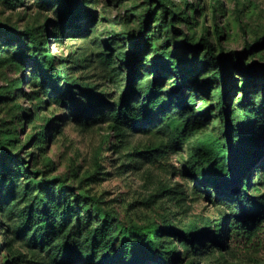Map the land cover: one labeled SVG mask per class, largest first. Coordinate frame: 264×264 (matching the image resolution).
Segmentation results:
<instances>
[{
    "label": "rangeland",
    "instance_id": "1",
    "mask_svg": "<svg viewBox=\"0 0 264 264\" xmlns=\"http://www.w3.org/2000/svg\"><path fill=\"white\" fill-rule=\"evenodd\" d=\"M168 51L185 76L183 91L175 76L157 72ZM36 56H50L53 69L38 70ZM221 63L232 74L222 105ZM56 70L64 79L48 80ZM151 85L156 97L145 112ZM129 92L125 109L142 121L133 126L116 116ZM97 99L104 104L95 106ZM212 141L256 148L236 192L221 173L215 187L196 179L199 146ZM4 176L0 264H54L50 249L68 230L41 247L21 224L48 193L39 180L56 178L63 188L56 183L49 193L60 214L70 212V228L85 222L92 240L104 214L113 236L148 225L199 230L192 243L164 237V247L177 248L168 264H264V0H0ZM76 247L92 245L82 237ZM85 259L72 264H99Z\"/></svg>",
    "mask_w": 264,
    "mask_h": 264
},
{
    "label": "trees",
    "instance_id": "2",
    "mask_svg": "<svg viewBox=\"0 0 264 264\" xmlns=\"http://www.w3.org/2000/svg\"><path fill=\"white\" fill-rule=\"evenodd\" d=\"M161 2V0H157ZM77 15V14H75ZM76 17V16H75ZM146 29V24L143 25L140 29L139 41H145L144 32ZM185 46L184 44H182ZM251 47H249L250 49ZM175 52L168 51L162 53V58L160 59L157 67V72L162 69L164 72H167L175 76L177 80V89L183 91L185 88V76L179 71L175 62ZM215 59H218L217 57ZM45 61L39 60L36 56L35 61L38 70H43L47 67L53 69V62L50 56L44 58ZM225 64L221 63L218 66L215 75L221 77L223 87L219 91V104L222 105V98L225 96L226 86L232 80V74L227 73L225 70ZM234 68L239 69V63H235ZM64 79L62 73L59 71L49 72L47 74V79ZM248 78L255 81L257 76L256 72H248ZM256 82V81H255ZM63 94H69L70 87L62 86ZM156 87L154 85L150 86L149 92L145 94V99L141 102V107L146 112L148 107L154 103L156 94L154 93ZM244 89V86H242ZM130 93V92H129ZM134 93L127 94L123 99V102L119 104V107L116 112V116L119 118L122 115L127 121L133 126L142 122L137 120L134 116L128 114V111L125 109V103L127 104V98L134 95ZM183 97V102H186V98ZM129 100V99H128ZM91 101L90 103L92 104ZM187 103V102H186ZM95 106L104 104V100L97 99L95 101ZM186 108H192L193 102L186 104ZM159 108L156 109L158 111ZM147 119L145 122H149L148 114L144 116ZM252 137V136H250ZM199 150H202L204 153L201 163V169L196 172V179L200 182L208 181L210 184H213L214 187L221 183V178L216 174L221 173L227 180V182L233 184V191L236 192L238 186L244 183L243 177L245 172L250 169V166L258 159V153L251 147V144L242 141L227 142L226 145L217 144L212 141L206 146L200 145ZM211 160L209 166L206 165V161ZM219 160H224L227 163L226 170L222 165L219 164ZM243 160V164L238 166V162ZM24 161H20L22 163ZM32 175H39V171H33ZM6 176L3 177V180L0 181V211L3 210L2 207V194H1V185ZM58 184V190L62 189L63 186L61 181L56 178L54 180L49 179H40L38 184L44 185L48 189V193L44 194L40 199L38 207L40 210H30L27 214L22 216V226L24 229L28 230L30 233L29 241L37 246L45 247L51 241V237L58 236V232L61 234L64 231L68 230L67 236L64 238V241L61 243H56L51 247V257L54 264H72L78 261H83L85 255H87V262L91 263L95 259L99 264H143L145 262H152L153 264H168L170 261H175L177 259V248L171 243L170 247H164V237L168 234L172 236H177L184 243H192L198 237H201V232L199 230H193L189 228L185 232L177 234L174 228L166 226L165 229H161L155 225H148L139 228L135 231L123 230L119 234L112 235V225L111 222L107 219L106 215H102L103 224L100 228L95 229V240H92L88 235L84 236L87 231V225L85 222H79L70 228V219L72 215L67 210L63 211V214H60L62 208L59 204L55 202V198L49 192L53 190L54 184ZM247 190L244 189L241 195H238L237 198L242 200V196L246 194ZM60 195V194H59ZM11 198L6 199L8 202ZM57 217H63L57 221ZM34 226V228H33ZM57 229V232H56ZM84 237L85 241H89L92 245V248L87 251L77 250L74 247L77 246L78 241ZM170 241V240H169ZM216 241V240H215ZM113 246L109 247V244ZM119 247V250L116 251V248ZM77 248V247H76Z\"/></svg>",
    "mask_w": 264,
    "mask_h": 264
}]
</instances>
